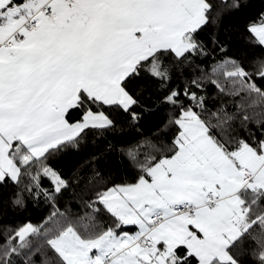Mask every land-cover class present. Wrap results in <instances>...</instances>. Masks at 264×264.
<instances>
[{
    "label": "snow or ice",
    "instance_id": "obj_1",
    "mask_svg": "<svg viewBox=\"0 0 264 264\" xmlns=\"http://www.w3.org/2000/svg\"><path fill=\"white\" fill-rule=\"evenodd\" d=\"M0 264H264V0H0Z\"/></svg>",
    "mask_w": 264,
    "mask_h": 264
}]
</instances>
